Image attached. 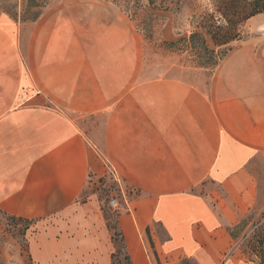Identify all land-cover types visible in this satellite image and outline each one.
<instances>
[{"label":"crops","instance_id":"obj_1","mask_svg":"<svg viewBox=\"0 0 264 264\" xmlns=\"http://www.w3.org/2000/svg\"><path fill=\"white\" fill-rule=\"evenodd\" d=\"M247 23L249 38L203 87L147 78L143 40L110 2L71 0L30 28L1 12L0 209L51 219L45 234H60L62 252L111 264L83 196L90 179L113 173L139 195L129 215L133 264H146L136 234L147 229L162 262L180 252L235 264L228 228L251 210L249 166L264 155V13ZM79 226L86 237L74 238Z\"/></svg>","mask_w":264,"mask_h":264},{"label":"rangeland","instance_id":"obj_2","mask_svg":"<svg viewBox=\"0 0 264 264\" xmlns=\"http://www.w3.org/2000/svg\"><path fill=\"white\" fill-rule=\"evenodd\" d=\"M68 1L71 0H0V13L5 12L16 16L17 22L30 28L48 9ZM103 1L114 4L127 14L140 34L143 40L147 78L168 76L206 87L216 67H208L207 64H213L216 61L219 64L229 49H233L237 43L250 36L247 23L249 20L241 19L233 27L234 34L238 37L228 45H215V40L221 33L212 27L211 16L213 13L215 16L219 14L217 11L220 0H180L179 3L170 0L162 8L157 0L154 9L148 5L147 0ZM126 10L129 12L127 13ZM193 33L201 34V38L190 43L183 42L177 46L169 45L180 39H189ZM203 40L206 43L203 44ZM249 170L253 176L255 188V201L250 209L254 210L253 213L257 220L264 213V155L258 156L250 164ZM213 189L221 190L215 184L208 182L205 190ZM137 197L139 195L135 190L122 187L112 174L89 180L83 196V201L90 203L86 220L90 221L101 244L110 248L111 255L117 250L118 243L115 242L117 231L124 234L130 255L131 249L132 251L135 249L134 244L131 243L129 215L132 208L131 202ZM112 201L117 202L116 208L111 205ZM53 223V220L49 219L38 221L31 226L13 220L10 215L0 209V264H103L101 254L93 261L87 260L80 263L73 258L71 251L62 252L64 245L59 243L62 238L60 234L56 233L53 236L45 234L47 228L52 227ZM27 227L30 229L27 230L25 236L23 233ZM152 229L159 234L161 239L166 238L161 226L155 224ZM86 230V227L79 226L71 231L74 238H77L86 237ZM136 235L142 250V258L146 264H155L153 250L145 233L138 230ZM31 244L39 245V251L35 257L31 255ZM49 245L52 252L44 254V246L46 248ZM26 246H29L28 252H26ZM29 254L32 256L31 260ZM182 258H184L183 254L176 252L163 264H175ZM233 262L235 264H255L250 262L245 253L238 248L234 253Z\"/></svg>","mask_w":264,"mask_h":264},{"label":"trees","instance_id":"obj_3","mask_svg":"<svg viewBox=\"0 0 264 264\" xmlns=\"http://www.w3.org/2000/svg\"><path fill=\"white\" fill-rule=\"evenodd\" d=\"M157 0H147L148 5L151 8H155ZM159 5L164 7L165 3L170 0H158ZM180 0H174L175 3H179ZM173 3V2H172ZM142 8V5H141ZM145 8V6H144ZM218 15L215 16L213 13L211 16L212 27L216 28L219 33V37L215 40L216 46L228 45L230 42L234 41L238 35L234 34V25L238 23L241 19L250 20L251 18L264 13V0H220L218 7ZM128 13L129 11L126 10ZM9 14V13H8ZM13 19L17 21V17L9 14ZM231 16V17H230ZM230 17V19L228 18ZM20 20V19H19ZM23 19H21L22 21ZM24 22V21H22ZM201 38V34L193 33L189 39H180L178 42H171L169 45L177 46L183 42H193L195 39ZM214 39V38H213ZM203 44L206 43L205 40L202 41ZM232 49H229V53ZM213 52V51H212ZM223 55V58L226 54ZM222 60V59H221ZM208 67L217 66L218 63L214 62L207 64ZM254 210L251 209L241 220L234 226L228 228L230 236L235 241V248L233 249L231 256L237 251V248L242 250L250 262L255 264H264V213L261 214L260 218L256 220ZM118 216V215H117ZM11 218L17 222L27 223L34 226L38 220H30L21 217L11 216ZM27 227L23 233L26 236ZM149 244L153 250V256L155 259V264H163L159 258L157 252L154 250V243L151 238L150 229L146 231ZM115 242L118 243L117 250L111 255V264H133L132 257L129 253L125 236L122 232L117 231L115 233ZM29 251V246H26V252ZM29 259L31 260V255L29 254ZM176 264H198L191 258H183Z\"/></svg>","mask_w":264,"mask_h":264},{"label":"built area","instance_id":"obj_4","mask_svg":"<svg viewBox=\"0 0 264 264\" xmlns=\"http://www.w3.org/2000/svg\"><path fill=\"white\" fill-rule=\"evenodd\" d=\"M111 174L114 176V174H113V173H111ZM111 205H112L114 208H116L118 204H117V202H116V201H112Z\"/></svg>","mask_w":264,"mask_h":264}]
</instances>
